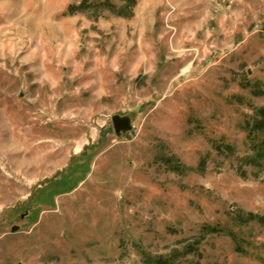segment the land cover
Returning <instances> with one entry per match:
<instances>
[{"label": "rangeland", "instance_id": "1", "mask_svg": "<svg viewBox=\"0 0 264 264\" xmlns=\"http://www.w3.org/2000/svg\"><path fill=\"white\" fill-rule=\"evenodd\" d=\"M87 1L0 0V264H264V0Z\"/></svg>", "mask_w": 264, "mask_h": 264}, {"label": "water", "instance_id": "2", "mask_svg": "<svg viewBox=\"0 0 264 264\" xmlns=\"http://www.w3.org/2000/svg\"><path fill=\"white\" fill-rule=\"evenodd\" d=\"M113 125L115 127V130L117 134H120V132H125L128 130L129 125V120L126 117H121V118H113ZM130 128V127H129ZM14 231V229H12Z\"/></svg>", "mask_w": 264, "mask_h": 264}, {"label": "trees", "instance_id": "3", "mask_svg": "<svg viewBox=\"0 0 264 264\" xmlns=\"http://www.w3.org/2000/svg\"><path fill=\"white\" fill-rule=\"evenodd\" d=\"M81 2L84 3V5H85V3L87 4L89 1H87V0H81ZM82 3H80V4L83 5ZM88 4H90V3H88ZM81 5H80V6H81ZM80 6H77V8H78V7L81 8ZM88 6H89V5H88ZM71 9H73V7H70V10H71ZM155 263H156V264H172V263H170L169 261H166V260H160V259L156 260Z\"/></svg>", "mask_w": 264, "mask_h": 264}]
</instances>
